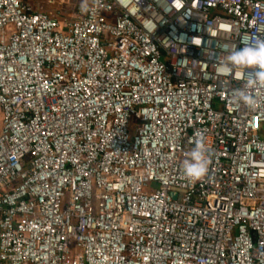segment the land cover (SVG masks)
Masks as SVG:
<instances>
[{
	"label": "built area",
	"instance_id": "2783aa9c",
	"mask_svg": "<svg viewBox=\"0 0 264 264\" xmlns=\"http://www.w3.org/2000/svg\"><path fill=\"white\" fill-rule=\"evenodd\" d=\"M245 36L264 0H0V264H264V86L216 71Z\"/></svg>",
	"mask_w": 264,
	"mask_h": 264
},
{
	"label": "clouds",
	"instance_id": "9594fccd",
	"mask_svg": "<svg viewBox=\"0 0 264 264\" xmlns=\"http://www.w3.org/2000/svg\"><path fill=\"white\" fill-rule=\"evenodd\" d=\"M242 47H234L217 67L219 75L232 74L241 79L246 78V88L264 86V39L245 36L242 38ZM237 101L253 106L256 101L246 91L235 94ZM207 143L202 136H197L192 149L185 153L181 170L185 178L198 181L208 172Z\"/></svg>",
	"mask_w": 264,
	"mask_h": 264
},
{
	"label": "rangeland",
	"instance_id": "374dc122",
	"mask_svg": "<svg viewBox=\"0 0 264 264\" xmlns=\"http://www.w3.org/2000/svg\"><path fill=\"white\" fill-rule=\"evenodd\" d=\"M30 3L36 10L45 11L63 17H72L78 5L88 3L89 0H25ZM153 188L159 185L153 183Z\"/></svg>",
	"mask_w": 264,
	"mask_h": 264
},
{
	"label": "crops",
	"instance_id": "0c3cea01",
	"mask_svg": "<svg viewBox=\"0 0 264 264\" xmlns=\"http://www.w3.org/2000/svg\"><path fill=\"white\" fill-rule=\"evenodd\" d=\"M90 1V0H89Z\"/></svg>",
	"mask_w": 264,
	"mask_h": 264
},
{
	"label": "water",
	"instance_id": "95a60500",
	"mask_svg": "<svg viewBox=\"0 0 264 264\" xmlns=\"http://www.w3.org/2000/svg\"><path fill=\"white\" fill-rule=\"evenodd\" d=\"M175 195V194H174Z\"/></svg>",
	"mask_w": 264,
	"mask_h": 264
}]
</instances>
